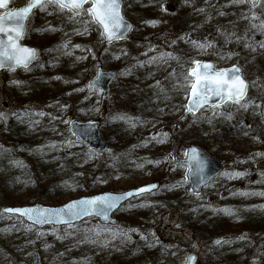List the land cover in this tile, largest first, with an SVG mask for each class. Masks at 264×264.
<instances>
[{
    "label": "rangeland",
    "instance_id": "374dc122",
    "mask_svg": "<svg viewBox=\"0 0 264 264\" xmlns=\"http://www.w3.org/2000/svg\"><path fill=\"white\" fill-rule=\"evenodd\" d=\"M123 1V14L134 23L135 28L130 35L131 38L125 43L119 42L111 46L102 43L99 31L91 22L88 14H84L77 21L76 28L70 23H67L66 27H56L52 19L57 23L60 18H63V13L53 6L43 8L37 12V15L35 14L36 16L31 17L29 23L32 24V28L37 25L40 29L34 38L36 43L46 32L54 34L59 41L64 43L62 53L51 71L47 73L43 67L47 59L50 58L49 51L48 54H44L42 63L37 67L34 66V70L43 75L52 76L56 84L66 82L67 86L63 90L68 93L54 98L52 94L51 96L46 92H40L37 97L43 99L47 95L49 97L46 98V101L21 103L19 99L21 93H25L31 87V82L25 79L29 76H26L22 70L13 72L5 70L0 72V113H3L4 117H8L17 111L29 112L26 117L32 119V125L40 133L49 136L54 130L64 131L74 119L99 120L103 138L111 146L110 140L113 145L118 144V141L114 135L110 136V126L104 125V121L118 111L132 113L136 107L141 105L148 110L146 113L148 117L142 118V120L137 118L136 124H140V122L142 124H135L134 141L136 142L134 145L141 149L138 153H148L147 155H154L155 158L160 156L161 161L158 163L159 165L157 164V168L146 169L139 178L132 180L129 176L118 174V171H115V174L118 175L111 180V183L103 184L101 180H95L85 174V188L82 189L81 194H77L78 192L75 191H70L71 193L65 191L56 198H52L51 202L48 199L38 202L56 206L78 196H89L105 190L119 192L131 185L156 182L154 178L165 173L168 175L167 184L173 183L175 186L172 189L181 190V185L184 189V170L169 168L168 163L184 158L185 148L194 138L191 130L195 126L201 130H197L198 135L202 137V144L207 146L208 152L203 146L197 147L222 161L221 156L226 157L231 152L228 149L230 146L226 142L233 141L228 139L233 134L227 130L220 131L222 136H217L215 127L206 121L209 115L215 116L224 112L238 111L240 117L233 120V125H240L243 122V125L253 129L250 132L256 131L257 133V136L253 134L252 138H249L247 134L244 141H241L245 153L250 156H253L255 152L260 154V159L252 162L253 169H247L249 164L246 163L245 157H243V167L241 164L231 163V159L227 160L228 165L222 161L224 176L222 175L218 181L208 186L204 190V194L196 196V199H190L189 193L184 192L182 197L186 201V205L181 209L169 210L162 204H160L161 209L150 206L148 203L153 201L158 192L148 195L149 197L145 198L148 201L146 207L152 209L149 214H153L155 220L148 222H145L144 219L139 220L138 224H143L141 228L132 226V223H125L121 230L130 228V237L135 236L143 239L144 243L157 244L161 250L159 257L163 261L159 264H183L188 252L197 255V264H213L216 259L219 264H225L228 251L233 255L232 261L228 264H264V233L253 231L241 233L234 227L233 232L236 233H226L214 238L206 230L208 224H202L203 219L210 215L203 211L204 209L208 208L212 212L221 207L219 205L221 193L237 194L236 192L252 188L253 184H257L258 175H261L262 169H264V149H260L264 141V77L254 80L251 86L252 90L248 91L246 99L241 103H229L223 108L215 107L197 115H184L187 99L185 89L188 90L193 82L192 70L195 68L196 62L211 60L218 69L228 67L233 63L239 64L243 68V40H237L238 32L229 35L230 28L221 26V23L218 24V15L223 10L222 4L226 0H150L153 12L160 20L147 22L146 24L151 25L147 27L149 29H144L143 17L139 13L132 8L130 10L132 15L127 13L132 0ZM233 4L234 7L243 6V0L242 2L233 0ZM169 5H172L176 11L173 10L168 14L166 8ZM263 10L264 3L257 8L255 14ZM174 11L175 13H173ZM186 15L187 17H185ZM180 19L182 22L178 24ZM165 20L177 26L184 22L187 24L186 27L180 28L178 31L180 38L183 42H188L190 48L186 57H183L175 47L176 32L167 26ZM228 36L229 40H226ZM234 40L237 41L231 42ZM81 41L87 47L84 51H76ZM24 43H26V38ZM123 52H127L129 57L123 58ZM96 54L100 55V59L103 61L102 65L94 59ZM225 56L226 60L224 61ZM110 59L113 60L114 66H117L118 76L111 87L109 98L103 100L101 94L88 89L86 83L95 75L98 66L108 68L105 62ZM118 62H122L120 67H118ZM76 66L77 69L74 70ZM244 73L246 74L245 70ZM127 76L133 83L128 80ZM251 76H254V73L249 72L246 75L248 80L252 78ZM186 77L187 79H185ZM125 81L129 83L130 87L127 95L125 94ZM137 120L135 119L134 122ZM257 124L258 126H256ZM164 133L167 135L164 136ZM175 138L178 139L177 142H175ZM167 140L174 142L175 145H167ZM4 142L5 139L0 133V143ZM76 146L84 153V147L79 144ZM216 152L218 156H216ZM106 155V159H109V154ZM90 170L91 167L86 168L87 172ZM254 171L256 173L252 174ZM17 176L16 169L10 173L11 178ZM171 179L174 182H171ZM0 182L2 183L1 179ZM261 186L263 187L262 192H264V184ZM3 190L2 186L0 188V208L8 206L4 203ZM145 199L141 198L128 204L126 212H136L138 208L142 207L136 203ZM231 207L226 208L228 211L224 214L229 216V213L233 212ZM188 209L192 210L189 217L190 226L184 225L185 220L182 217ZM154 210L155 212H153ZM138 214L136 213V215ZM120 216V213L116 214L118 220H121ZM96 223L94 219H88L81 226L86 228ZM0 229H2V231L0 230V244L4 245L0 264H31L35 252L41 255L42 264H61L59 261L55 263V257L58 256L61 261L67 259L62 250L59 251L58 256H55L54 251L47 247L54 241L62 245V242L65 241L62 239L72 234L67 230L51 227L37 230L31 225L26 226L20 219L5 216L2 213H0ZM18 231L25 233V240L15 238ZM236 238L246 241L249 244V250L235 252L234 249L237 245L234 240Z\"/></svg>",
    "mask_w": 264,
    "mask_h": 264
},
{
    "label": "trees",
    "instance_id": "16d2710c",
    "mask_svg": "<svg viewBox=\"0 0 264 264\" xmlns=\"http://www.w3.org/2000/svg\"><path fill=\"white\" fill-rule=\"evenodd\" d=\"M131 8L143 17L144 29H149L147 28L149 27L148 24H146L148 21L160 20L153 12L150 0H132L127 9L129 15H132L130 12ZM222 8L223 10L218 15V24L221 23V26L230 28L231 33L229 35H232L233 32L239 33L237 40H243V66L247 74L249 72L254 73V76L250 78V82L253 84L254 80L264 77V28L261 27V22L264 21V10L255 14L256 9L250 6L248 0H243V6L240 7H234L233 0H226L222 4ZM165 22L169 26L166 20ZM181 22L182 19L178 21V24ZM186 25L184 22L180 26L175 24L173 27L170 26L172 31L176 32L177 40L175 41V46L183 57L189 54L190 48L187 43H183L179 38L178 31L180 28L186 27ZM34 38L35 33L31 32L28 42L38 46L42 54H44V49L47 47L51 54L50 59L43 66L48 73L56 65L62 46L53 37H45L39 40L38 43L35 42ZM226 40H229V36ZM237 40L231 42H236ZM124 56L127 57L126 54ZM223 59L225 61L226 58ZM97 60L103 64L99 56ZM120 64L118 63V67ZM105 65L110 68L117 67L114 66L112 59L107 60ZM76 69L77 66L74 67V70ZM28 73L25 72L26 75ZM28 76L25 79L31 82V87L25 93H21L22 95L19 98L21 103L46 101L49 96L45 95L41 99L37 97L40 92L52 94L53 96H51L54 98L67 94L66 90H63L67 86L66 82L56 84L52 76L43 75L39 71H31ZM140 106L136 107L133 111L134 113L132 112L133 114L131 113L128 117L127 115L115 113L116 115L113 114L110 119L107 118L104 121V125L111 124L109 128L111 130L110 136L114 135L118 141V144L113 145L112 140H110L111 146L107 153L109 154V159H106L107 155L97 156L88 149H84V153L81 152L80 149H77L76 142L67 128L64 131L54 130L50 136L40 133L32 125V119L26 117L28 114L26 111H17L8 117H3L0 120V133L5 142L3 144L0 143V179L2 180L0 188L2 186L4 188V203L8 206H21L36 201L42 202L44 199H48L51 202L52 198H56L65 191H75L76 193L78 192L77 194H81L82 189L85 188V174L95 180L101 179L103 184H108L119 173L129 176L132 180L139 178L140 174L146 169L157 168L158 163L161 161L160 156L155 158L154 155H147L148 153H138L141 149L134 145L136 142L134 141V128L138 122L137 118L139 116L144 119L148 117L146 114L148 110H143ZM121 116L125 118H115ZM238 116L240 117L238 111L224 112L220 115H209L207 121H205L215 127L217 136H222L220 131L227 130H230L231 134H233L232 139L228 138L233 141L226 142L230 146L228 148L231 150L230 154L226 157L221 156L224 164L228 165L229 162L227 160L231 159V163L235 162L243 167V157H245L246 163L249 164L247 169L250 170L253 169L252 162L254 163L260 159V154L255 152L253 156H250L245 153L243 142L241 141H244L247 134L249 138H252L253 134L257 136V133L256 131L250 132L253 129L243 125V122L240 125H233V120L239 119ZM129 117L137 121L131 123ZM136 125H141V123ZM197 130L196 126L191 130L194 138L189 144L203 146L207 150V146L202 144V137L198 135V131L201 130ZM177 141L178 139L175 138V142ZM166 144L175 145L170 140H167ZM260 149H264V141ZM215 154L218 156L217 152ZM90 167L91 170L87 172L86 168ZM15 169L18 176L11 178L10 173ZM115 171H118V174H115ZM254 173L256 172H252V174ZM167 178L168 175L166 173L157 175V178H154L155 181L161 182L162 193L156 199H153L152 205L158 206L161 203L164 208L169 210L180 209L185 206L182 196L184 192L187 193V190L186 188L185 190L172 189L173 183L167 184ZM86 180L88 181V178ZM257 181V184H253L252 188L236 192L237 194H221L223 198L220 199V204L226 207L232 206L234 213H230L229 216L226 214L211 216L212 219L207 221L208 226L206 227L210 234L220 236L224 233H236L235 231L233 232L234 227L239 232L253 231L260 233L264 231V216L259 217L257 215V208L259 211L264 210V195H261V193H264L261 186V184H264L262 183L264 182V169H262L261 175H258ZM171 182H174L173 179H171ZM133 186L136 185H131V187ZM166 190L169 191L166 193ZM148 212L149 209L140 208L136 212L122 214L120 216L121 221L124 224L132 223V226L141 227L143 224H138L139 220L142 221L144 219L145 222H148L153 218V214L151 215ZM207 212L211 214L210 210ZM136 213L139 214L136 215ZM238 213L241 217L237 216L235 218V214ZM182 217L185 220L184 225L188 224L187 226H190V213H184ZM228 220L231 221L229 222ZM67 231L72 234L64 237L62 240L65 241L62 245L58 243L60 247H57L58 251L62 250L65 252L67 259L61 261V259H58L60 256L57 253L55 255L58 256L55 259L56 263L58 261L61 264H159L162 262L159 257L161 250H159L158 245H151L144 243L143 240L137 237H130L129 229L123 231L118 229L113 233L107 229L76 227ZM24 236V232L18 231L15 238L25 240ZM3 246L1 243L0 259L2 258ZM245 248L246 244H244Z\"/></svg>",
    "mask_w": 264,
    "mask_h": 264
},
{
    "label": "water",
    "instance_id": "95a60500",
    "mask_svg": "<svg viewBox=\"0 0 264 264\" xmlns=\"http://www.w3.org/2000/svg\"><path fill=\"white\" fill-rule=\"evenodd\" d=\"M262 0H255V6H258ZM252 4L254 5V0H251ZM119 3V10L122 20L120 21V27L115 29L116 31V38L109 40L108 35L104 33L103 26L95 22L99 29L102 40L104 44H111L117 41H124L133 29V24L123 16L122 13V6L123 1L118 0ZM28 6V5H27ZM38 4H33V7L30 9V12L26 14L25 19L22 21L23 29L22 35L16 43L21 47H27L35 49V56L31 59V62L28 64L30 67L38 58V50L34 47L27 46L21 43L22 38L25 35V22L28 17L31 15L32 11L37 8ZM68 9V8H66ZM173 7H169L168 11H172ZM75 15H78L76 12L72 11ZM9 25L8 21H5V27L7 28ZM9 36H15V33L9 30L5 33H0V40L8 41ZM2 51V49H0ZM9 56L12 54L13 49L11 47L7 48ZM4 59V66L0 67V71L5 69L10 70H17V69H26L22 65H17L14 60L8 59L6 57H0ZM208 64L211 67L209 68V74L215 75V72L220 71L214 69V64L211 61L200 62L196 66V71L203 73V65ZM27 67V68H28ZM224 70L225 76L224 79L229 80L232 82L233 76H238L240 80L245 82V91L243 93L242 98L239 99V102L242 101L246 94L248 88V82L244 79L242 70L239 66L233 65L231 67L221 69ZM116 72L111 71H103L101 68L98 69L97 75L94 79L89 81L88 86L90 88L99 89L103 93V98H106L109 93V85L112 80L115 78ZM194 82H196L195 75L193 73ZM238 85L239 81H235ZM199 90V89H198ZM227 93H223L221 96H217L214 93H209L206 97V102L200 104L199 107H195L191 105V101L196 99L192 95L191 88L188 93V99L186 102V114L192 113L196 114L200 110L205 109L207 107H214L216 105L221 106L227 103L229 100H233L236 102L235 98L233 99H226ZM189 107H193V111L187 110ZM98 122L97 121H72L70 123V130L71 132L77 137L79 143L87 146L91 150L97 152L98 154H102L107 150V143L102 139L99 129H98ZM191 149L197 150V155L199 157L200 163H197L196 160L190 159L191 156ZM186 153L188 155L185 158L176 160L169 163V167L172 166H183L186 168L185 178L190 188V191L193 194H199L204 187L208 186L211 182H213L222 172V164L221 162L209 156L204 150L198 148L195 145L189 146L186 149ZM159 188V183H150L143 186H139L137 188H131L124 192L114 193L110 191H105L95 195L89 196H80L78 198L69 200L59 206H43L40 203H34L31 206L27 207H4L1 209V212L10 217H17L22 219L26 224H30L36 226L39 229L44 228L45 226L51 225L53 227H61V226H71L74 224H79L83 222L85 219L94 217L98 219L99 223L103 225H111L115 226L118 224V221L112 218V215L119 210L122 204L133 199L138 196H143L146 194L153 193L157 191ZM95 197H101L105 203L103 204H95L89 205L86 202L93 200ZM112 204L114 206L109 207L108 205ZM30 209L31 212L29 214L21 213V212H9L6 211L7 209ZM40 221V222H37ZM196 257L194 255H189L185 264H194ZM32 264H41L40 263V256L38 253L35 254L34 260Z\"/></svg>",
    "mask_w": 264,
    "mask_h": 264
},
{
    "label": "snow or ice",
    "instance_id": "6c2138e0",
    "mask_svg": "<svg viewBox=\"0 0 264 264\" xmlns=\"http://www.w3.org/2000/svg\"><path fill=\"white\" fill-rule=\"evenodd\" d=\"M237 2H242V0H237ZM7 3L8 0H0V7L6 6ZM85 3H90L91 6L87 9H84L83 5ZM33 4L40 5L42 9L46 8L49 4H55L61 9L68 8L70 11H74L77 14L79 12L86 11L94 22H97L103 26L104 33L108 35L109 40L116 38L115 29L120 27V21L122 20L118 0H30V3L26 7L8 11L6 14L0 13V33L7 32L9 28L13 33H15L14 37H8L7 42L0 40V49H2V51H0V57H6L8 59L14 60L17 65H22L25 68L28 67L31 59L34 58L36 50L19 46L16 43V40H18L22 35V21L25 19L26 14L30 12ZM5 21L9 22L7 28L5 27ZM261 27L264 28V21L261 22ZM8 47L13 49V52L10 56L7 51ZM3 66L4 59L0 58V67ZM210 67V65L204 64L203 73L197 72L195 69L192 70L195 75L196 82L191 84V91L192 95L196 97V99L191 101V105L199 107L201 103L206 102V97L209 93H214L217 96L227 93V96L225 97L226 99L235 98L236 102L238 103L245 91V82L240 80L239 77L235 75L233 76L232 82L224 79V70L217 71L215 72V75H211L208 71ZM185 79H187V77ZM235 81H239V84L237 85ZM187 110L193 111L194 109L193 107H189ZM40 114L43 115V113ZM0 116H3V113H0ZM115 118L124 119L125 117L121 116ZM163 135L166 136L167 133H164ZM190 152V159L196 160L197 163H200L197 150L191 149ZM186 155H188V153H186ZM261 195H264V193H261ZM86 203L89 205H95L97 203L103 204L105 201H103L101 197H95L93 200L87 201ZM108 206L111 207L114 205L109 204ZM6 211L21 212L25 214H29L31 212L30 209L19 208L7 209ZM217 243H219V241H217Z\"/></svg>",
    "mask_w": 264,
    "mask_h": 264
},
{
    "label": "flooded vegetation",
    "instance_id": "af4514ba",
    "mask_svg": "<svg viewBox=\"0 0 264 264\" xmlns=\"http://www.w3.org/2000/svg\"><path fill=\"white\" fill-rule=\"evenodd\" d=\"M28 1L29 0H11V1H9L8 2V4H9V6L7 7V9L4 11H1L0 10V13H7L8 11H10V10H13V9H16V8H21V7H23L24 5H26L27 3H28ZM84 9H87V8H89V5H85L84 7H83ZM87 12L86 11H84L82 14H81V16L82 15H84V14H86ZM80 16V17H81Z\"/></svg>",
    "mask_w": 264,
    "mask_h": 264
},
{
    "label": "bare ground",
    "instance_id": "6f19581e",
    "mask_svg": "<svg viewBox=\"0 0 264 264\" xmlns=\"http://www.w3.org/2000/svg\"><path fill=\"white\" fill-rule=\"evenodd\" d=\"M10 0H8V2H9ZM7 5H8V3H7ZM7 5L6 6H4V7H0V10L1 11H5L6 9H7ZM134 10V9H133ZM135 11V10H134ZM75 19V21H78V18H74ZM169 26H171V27H173L174 26V24H172V23H169ZM21 42H23V40H21ZM122 73V72H121ZM117 79V78H116ZM116 79H113L112 80V82L110 83V84H114L115 83V81H116ZM127 84V82L125 81V85ZM229 103H233V100H229L228 102H227V104H229Z\"/></svg>",
    "mask_w": 264,
    "mask_h": 264
}]
</instances>
